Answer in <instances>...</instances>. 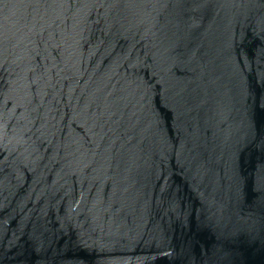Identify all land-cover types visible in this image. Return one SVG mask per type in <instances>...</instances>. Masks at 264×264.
<instances>
[{
	"label": "water",
	"instance_id": "95a60500",
	"mask_svg": "<svg viewBox=\"0 0 264 264\" xmlns=\"http://www.w3.org/2000/svg\"><path fill=\"white\" fill-rule=\"evenodd\" d=\"M0 264H264V0H0Z\"/></svg>",
	"mask_w": 264,
	"mask_h": 264
}]
</instances>
